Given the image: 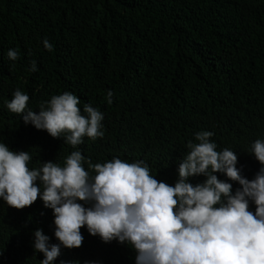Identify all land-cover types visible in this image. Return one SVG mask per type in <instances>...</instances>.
<instances>
[{"label":"trees","instance_id":"16d2710c","mask_svg":"<svg viewBox=\"0 0 264 264\" xmlns=\"http://www.w3.org/2000/svg\"><path fill=\"white\" fill-rule=\"evenodd\" d=\"M10 49L18 60L8 59ZM17 89L37 114L52 95H76L81 111L91 104L104 114V136L73 148L25 125L6 107ZM199 131L214 133L217 150L236 152L241 175L255 177L261 165L251 145L264 139V0H0V142L30 152V168L63 165L79 150L93 163L143 160L157 180L174 185ZM227 182L233 193L240 187ZM53 221L39 197L20 210L0 199V264H40L33 233L58 243ZM80 231L81 247H61L53 264H135L130 245Z\"/></svg>","mask_w":264,"mask_h":264},{"label":"clouds","instance_id":"9594fccd","mask_svg":"<svg viewBox=\"0 0 264 264\" xmlns=\"http://www.w3.org/2000/svg\"><path fill=\"white\" fill-rule=\"evenodd\" d=\"M43 47L53 50L47 39ZM19 56L16 49L7 52L11 61ZM29 70L37 71L34 60ZM113 95L107 91L108 104ZM29 99L17 89L6 104L25 125L54 139L63 136L73 148L84 137L104 136V114L91 104L81 111L74 94L64 92L41 101L38 114L27 107ZM213 135L199 131L194 142L187 143L174 185L157 180L143 160L128 162L116 156L93 163L79 150L72 151L63 165L49 161L30 168V152H14L0 142V199L20 210L39 197L44 208L51 209L58 243L49 244L40 229L33 233L34 252L44 257L40 264H53L61 247H81L80 229L85 226L89 235L99 236L104 243L116 240L130 245L135 264H264V139L251 145L261 167L249 180L236 167V152L218 151L210 139ZM216 173L227 180L218 179ZM201 175L203 183L189 182L190 177ZM227 181L240 187L233 193Z\"/></svg>","mask_w":264,"mask_h":264}]
</instances>
